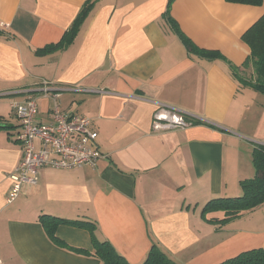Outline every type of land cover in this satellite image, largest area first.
I'll list each match as a JSON object with an SVG mask.
<instances>
[{
	"label": "crops",
	"instance_id": "0c3cea01",
	"mask_svg": "<svg viewBox=\"0 0 264 264\" xmlns=\"http://www.w3.org/2000/svg\"><path fill=\"white\" fill-rule=\"evenodd\" d=\"M85 6L72 39L38 53L70 31ZM263 14L264 0H0L1 264H101L55 244L43 214L94 222L97 237L131 264L141 263L153 242L179 264H218L264 247V230L221 232L202 213L211 198L240 196L241 181L256 174L252 143H264V94L239 75L254 72L243 67L251 53L243 34ZM172 19L221 56L190 51ZM42 79L51 82L46 90ZM28 96L37 100L38 122L52 120L55 102L90 117L105 156L94 166H46L37 184L8 203L10 175L23 156L11 103ZM156 102L196 122L156 131ZM247 118H259V127L247 122L238 131ZM56 233L71 247L93 250L84 227L60 223Z\"/></svg>",
	"mask_w": 264,
	"mask_h": 264
},
{
	"label": "trees",
	"instance_id": "16d2710c",
	"mask_svg": "<svg viewBox=\"0 0 264 264\" xmlns=\"http://www.w3.org/2000/svg\"><path fill=\"white\" fill-rule=\"evenodd\" d=\"M230 2L245 3L259 5L263 0H228ZM90 6H85L79 13L70 31L67 32L63 38L57 43H51L47 46L38 49V53L46 54L60 48L72 39L77 33L80 25L87 17ZM175 23V28L178 31L181 39L190 51L206 57L221 56L218 50L201 48L187 36ZM243 40L249 45L251 49L250 55L243 63V67L252 66L254 69L250 77L240 76L239 82L244 86L252 87L253 89L264 94V14L243 34ZM238 73V68H235ZM253 162L256 168L254 177L245 178L241 181L243 194L240 196H218L208 200L202 209L203 216L206 220L216 223H225L240 216L246 210L255 208L264 203V145H256L253 150ZM220 210L225 213L224 218H207V213L211 211ZM41 222L49 238L57 245L66 247L77 253L88 256H95L101 260V264H131L120 253L115 246L108 239H99L96 235V225L88 220H71L60 218L48 214L41 216ZM60 223H66L78 227L86 228L92 238L93 250L86 248L71 247L65 241L58 238L56 230ZM138 264H179L176 260L171 258L165 251H163L156 242H153L145 259ZM218 264H264V247L252 248L242 251L241 253L228 258Z\"/></svg>",
	"mask_w": 264,
	"mask_h": 264
},
{
	"label": "built area",
	"instance_id": "2783aa9c",
	"mask_svg": "<svg viewBox=\"0 0 264 264\" xmlns=\"http://www.w3.org/2000/svg\"><path fill=\"white\" fill-rule=\"evenodd\" d=\"M45 87L50 81L42 79ZM11 106L20 121L18 138L22 144L21 162L10 175L11 187L7 202H13L26 184L35 185L40 170L46 166L55 168H74L83 165H96L104 157L96 146L98 132L90 127L91 118L74 112H65L55 102L53 118L48 123L38 122L36 114L38 103L34 96L15 99ZM196 120L180 108L171 104L156 102L153 113V129H186ZM36 139L40 147H36ZM1 264V260H0Z\"/></svg>",
	"mask_w": 264,
	"mask_h": 264
},
{
	"label": "rangeland",
	"instance_id": "374dc122",
	"mask_svg": "<svg viewBox=\"0 0 264 264\" xmlns=\"http://www.w3.org/2000/svg\"><path fill=\"white\" fill-rule=\"evenodd\" d=\"M243 90V89H242ZM253 92V90H252ZM254 101V100H252ZM258 119L259 118H247L246 122L243 120H240L241 127L237 128L238 131H245V124L248 122V126L250 129V125L256 126L258 128ZM254 126V128H255ZM240 133V132H239ZM253 144V150L255 148V143ZM261 145H264V143H261ZM243 191V190H242ZM243 194V193H242ZM241 194V195H242ZM236 197V196H235ZM210 213V212H208ZM225 213H223V216L221 218H224ZM212 216H216L215 214H211L209 218H212ZM217 229H219L221 232H226L228 230H239L241 228H251V229H262L264 230V203L260 204L259 206H256L255 208H251L249 210H246L243 212L240 216L235 217L231 220L225 221V223H215Z\"/></svg>",
	"mask_w": 264,
	"mask_h": 264
}]
</instances>
